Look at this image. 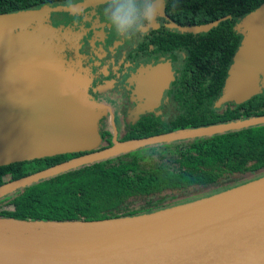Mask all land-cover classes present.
Here are the masks:
<instances>
[{
    "label": "trees",
    "instance_id": "1",
    "mask_svg": "<svg viewBox=\"0 0 264 264\" xmlns=\"http://www.w3.org/2000/svg\"><path fill=\"white\" fill-rule=\"evenodd\" d=\"M262 3L163 0L164 15L159 13L154 22L158 27L151 24L124 40L108 39L106 31L91 30L89 35L85 25L91 21L101 25L106 0H0V17H28L7 33L46 53L65 81L85 82V95L97 107L99 135L92 148L0 166V190L115 143L134 144L114 156L2 191L0 220L71 225L127 221L264 179V88L243 104L221 101L243 40L237 24ZM85 9L91 13H80ZM53 10L82 14V19L76 26L53 25ZM214 21L218 23L201 33L181 31ZM86 42L89 46L83 48ZM166 58L180 64L163 104L140 112L125 106L118 112L119 123L112 124L114 108L103 97L137 64ZM162 136L177 139L137 144Z\"/></svg>",
    "mask_w": 264,
    "mask_h": 264
},
{
    "label": "water",
    "instance_id": "2",
    "mask_svg": "<svg viewBox=\"0 0 264 264\" xmlns=\"http://www.w3.org/2000/svg\"><path fill=\"white\" fill-rule=\"evenodd\" d=\"M159 13L164 15L163 0H160ZM26 19L28 17L23 15L0 17V31L7 32ZM217 23L214 21L182 27L181 31L201 33ZM152 26L158 27L155 23ZM237 28L242 32L243 40L226 79L221 100L223 103L243 104L256 96L261 90V74L264 88V3L242 17ZM33 46L32 50L36 48ZM32 50L21 44L0 43V166L71 154L92 148L99 142L96 129L98 111L85 95V82L76 78L65 81L51 65L47 54L49 60L41 58L45 60L41 61ZM165 68L167 63L158 64L145 76L139 75L141 80L136 85L139 99L145 96L152 105L158 104L171 82L170 72ZM250 123L241 122L227 128ZM192 135L188 133L186 136ZM173 139L177 137L162 136L137 144ZM133 146L115 143L111 148L66 161L15 181L0 190V193L114 156L123 148ZM245 186L251 187L240 192L243 195L234 200L203 206L195 213L171 221L165 222L163 217L188 210L191 212L200 207L198 205L205 199L155 215L127 220L131 223L149 220L155 225L115 246L99 249L77 259L65 258L58 264H264V179ZM160 218L158 222L156 219ZM24 223L36 224L39 228L62 229L101 224ZM71 244L66 242L65 245Z\"/></svg>",
    "mask_w": 264,
    "mask_h": 264
},
{
    "label": "rangeland",
    "instance_id": "3",
    "mask_svg": "<svg viewBox=\"0 0 264 264\" xmlns=\"http://www.w3.org/2000/svg\"><path fill=\"white\" fill-rule=\"evenodd\" d=\"M65 7H67V6H65ZM71 10H72L71 8H68V11H71ZM53 12L54 13L52 14V17H51V21H52L53 25L63 24V26H76L77 24H79V21L82 19V14H78L75 16V15L68 14L67 11H58L57 12L56 10H53ZM80 13L89 14V13H91V9H85V10L81 11ZM100 22H102L101 25H98V23H93L92 21L86 23L85 26H87L90 30L89 35H91V30H99V32H105L106 31L105 37H107L108 39H115L117 37V35L115 34L114 30H113L112 34H109V31L112 30L111 25L104 18L101 19ZM100 26H101V28H99ZM101 35L103 37V33ZM0 43H2V44H4V43L21 44L23 47L25 46L28 49L32 50L30 47L29 41L14 39L12 35H10L7 32H3V31H0ZM87 46H89V44L86 42V44L83 46V48H85ZM32 51H33V54L37 58H39L41 61H45L42 59L49 60L46 53L41 54L38 49H34ZM172 63L175 67H178V65L180 64L179 60H177V59H174V61H172ZM109 97L110 96H104L103 99L107 100L109 105L114 108L112 111L113 117L111 119V123L112 124L119 123L120 118H119L118 112L122 111L125 108V106H124L125 95L123 96V95H120L118 93H115L114 95H112L113 99H110ZM135 104H136V107L138 109L143 108V106L141 108V106L138 102ZM162 113H163V115L168 116L167 111H165L164 109L162 110ZM250 187L251 186H243L241 188L233 190L230 193H226V194H223L220 196L218 195V197H214L212 199L207 198L204 200V202H202L201 204L198 205L200 207L194 208L193 211L189 212V210H188L185 212L177 213L176 215H173V216H166V217H163V219H164L163 221H165V222L171 221V220L179 218L180 216H184L185 214L188 215L189 213H195V212L199 211L200 209H202L203 206L210 207V206H212L216 203H219L223 200H224V202L234 200V199L243 195V194H240V192H244L245 190L250 189ZM161 218L156 219V220H158V222H159L161 220ZM142 220H145V218ZM121 223H123V224H121ZM156 224H158V223H156ZM154 225H155L154 222L149 221V220H145L142 222L141 221L140 222L135 221L133 223H131V221H121V222H114V223L93 224L90 226H88V225L87 226H71V227H67L66 229H63L64 232L58 233L60 235H57L56 233H54L53 235H56V236L51 235L50 237H42V236L38 237L37 234H34V236H36L35 239L38 240L39 250H41L42 252L45 251V252H49V253H58L61 255H66L67 256L66 259L69 260V259H73L76 257L80 258L84 255L91 254L92 252L97 251V250L102 249V248H105V247L115 246L121 242L126 241L129 238H132L134 236L139 235L141 231H144V230L146 231V230L151 229ZM3 233L6 235L9 234L8 231H5V232L0 231V234H3ZM31 237H32L31 234H28V233L26 234L27 239H29ZM67 237H68V239H65ZM61 240H63L64 242H71L72 244H71V246H66V245L63 247L57 246L56 245L57 242L58 241L61 242ZM28 254H29V252H27L26 250L22 251L23 256H26ZM61 261H64V259L60 260V262ZM56 263L58 264L59 262H56Z\"/></svg>",
    "mask_w": 264,
    "mask_h": 264
},
{
    "label": "bare ground",
    "instance_id": "4",
    "mask_svg": "<svg viewBox=\"0 0 264 264\" xmlns=\"http://www.w3.org/2000/svg\"><path fill=\"white\" fill-rule=\"evenodd\" d=\"M0 231L9 232L8 235L0 234V264H53L67 257L58 253L42 252L39 250L38 240L34 236V234H37L38 237H50L54 233L64 232L60 227L39 228L36 224L2 220L0 221ZM27 233L31 234L32 237L27 239ZM23 250H26L29 254L23 256Z\"/></svg>",
    "mask_w": 264,
    "mask_h": 264
},
{
    "label": "clouds",
    "instance_id": "5",
    "mask_svg": "<svg viewBox=\"0 0 264 264\" xmlns=\"http://www.w3.org/2000/svg\"><path fill=\"white\" fill-rule=\"evenodd\" d=\"M160 0H106L103 15L118 38L131 40L153 24Z\"/></svg>",
    "mask_w": 264,
    "mask_h": 264
},
{
    "label": "flooded vegetation",
    "instance_id": "6",
    "mask_svg": "<svg viewBox=\"0 0 264 264\" xmlns=\"http://www.w3.org/2000/svg\"><path fill=\"white\" fill-rule=\"evenodd\" d=\"M162 63H167V69L170 72L169 75L171 78V82H169L167 89L163 92V96L158 102V104L152 105L151 102H149L145 96H143L141 99L138 98V93L136 92V85L141 80V78L139 77L140 74H142V76H145V74L148 71H150L152 67ZM175 76H176V68L173 65L172 61L168 58L162 61L145 62L143 64L139 63L133 69L127 71L121 81L116 82L113 88H111L112 91L108 92V95L111 97L110 99H113L111 95H114L115 93H118L123 96L125 95L124 106L131 107L130 108L131 111L140 112L144 110H150L152 108L158 109L163 104V100L167 92L169 91ZM262 78H263V74H261V88L263 85ZM131 99H132L131 103H127V100H131ZM137 102L140 104L141 108L143 106L142 109H138L136 107L135 103Z\"/></svg>",
    "mask_w": 264,
    "mask_h": 264
}]
</instances>
